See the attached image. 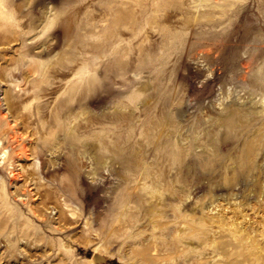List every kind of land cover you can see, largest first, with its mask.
Returning a JSON list of instances; mask_svg holds the SVG:
<instances>
[{"label":"rangeland","instance_id":"374dc122","mask_svg":"<svg viewBox=\"0 0 264 264\" xmlns=\"http://www.w3.org/2000/svg\"><path fill=\"white\" fill-rule=\"evenodd\" d=\"M0 264H264V0H0Z\"/></svg>","mask_w":264,"mask_h":264}]
</instances>
